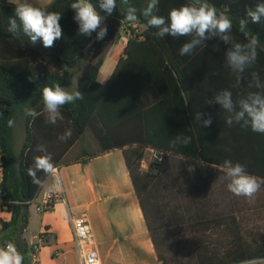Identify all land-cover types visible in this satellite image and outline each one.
Returning a JSON list of instances; mask_svg holds the SVG:
<instances>
[{"label": "trees", "instance_id": "obj_1", "mask_svg": "<svg viewBox=\"0 0 264 264\" xmlns=\"http://www.w3.org/2000/svg\"><path fill=\"white\" fill-rule=\"evenodd\" d=\"M71 2L72 0H53L43 7L48 11L62 13L59 21L62 38L56 40L53 47L45 48L40 40L32 44L22 32L17 36L7 31L8 18L14 14L16 1L0 0V113H3L0 117V152L5 163V176L0 185V209L11 216L8 221L0 220V246L15 242L24 257L23 264H33L29 254L34 246H30L24 239L16 240L13 237L27 230L32 202L37 199L48 178L45 173L38 172L42 184L37 185L28 175V169L34 166V157L42 155L36 151V146L46 147L56 167L69 165L76 160L66 159L67 155L78 145L88 148V130L93 128L103 145V151H86L79 159H91L107 150L123 149L126 166L161 264H244L264 259V243L253 244L244 239L235 202L225 199L226 203L221 209V203L213 201L210 192L208 193L211 181L221 180L227 184L220 178L223 172L219 170L226 158L205 149L197 121L191 113L195 98L193 84H180L182 115L185 108L189 111V120H182L177 124L181 130L172 132V138L181 132L191 135L192 143L189 147L171 150L168 144L158 142L159 138L148 135L142 138L131 132V126L136 125L138 115L147 119L148 114H151V110L145 112V116L144 112H138L136 97L140 87L131 84L122 94L127 99L128 106L121 112V120L116 122L127 128L129 135L121 143L116 142L113 124L109 123L112 115L101 110L109 90V86L98 82L104 55L100 54L91 61L96 33L91 37L78 33L79 26L73 20L74 11L68 7ZM89 2L106 19L117 18L122 26L131 24L124 18L123 9L117 8L108 16L99 9L98 0ZM147 2L148 0H130L138 9V16ZM188 2L190 0H160L158 15L167 19L170 9ZM208 2L215 5L218 13L223 12L232 19L231 34L240 35L246 40L245 35L239 31V20L246 17L247 8H254L256 4L264 3V0ZM137 23L144 26L145 30L129 40L125 51L128 58L131 59L136 52L150 51L158 64L169 62L183 77L189 79L188 57L180 55V48L185 43L184 40L190 38H156L152 34L155 30L146 27L142 16ZM247 30L259 36L258 52L264 63V19L259 24L249 23ZM205 43L206 46L194 51L207 48L211 45V40ZM80 67L83 68V73L75 90L84 94V100L64 105L61 109L63 121L46 123L47 114L43 111L41 100L43 87L57 83L65 87L70 83L74 71ZM176 87V84H172V89ZM186 98L189 100L187 106ZM28 107H33L39 115L35 118L26 117V139L18 155L15 150V126L9 128L7 120L14 119L16 125L18 118ZM190 125L193 126V131L187 133ZM68 128L72 130L71 137L61 141L59 136ZM101 132L106 136L103 137ZM257 135L255 158L250 163L246 158L232 161L245 165L249 174L264 178V134ZM147 145L162 149L163 152L145 171L142 163ZM189 164L195 167L194 173L187 171ZM261 187L264 189V185ZM226 193L231 194L228 189ZM213 232L224 238L219 247L209 241L213 238ZM6 233L10 235L7 236ZM40 237L46 241L45 235ZM186 241L193 243L194 252L191 256L178 251V246Z\"/></svg>", "mask_w": 264, "mask_h": 264}, {"label": "crops", "instance_id": "obj_2", "mask_svg": "<svg viewBox=\"0 0 264 264\" xmlns=\"http://www.w3.org/2000/svg\"><path fill=\"white\" fill-rule=\"evenodd\" d=\"M52 1L48 0L46 5L37 6L46 7ZM144 30L145 27L137 22L122 26L116 38L104 44L100 53L104 55V62L99 71L98 82L109 86L107 99L104 98L101 110L112 115L109 123L113 124L116 142L121 143L129 135L127 128L116 123L121 120L123 109L128 106L127 99L122 94L129 84L140 87L136 97L138 112H144L145 116V112L151 110L147 119L137 116L136 125L131 126V132L142 138L147 135L159 138L158 142L168 145L172 132L181 130L177 124L182 120H189V111L185 108L182 115L180 84H193L195 98L191 113L195 117L201 112L204 118H212V124L207 127H202L201 122L195 119L205 149L226 159L246 158L250 163L255 158L257 133L250 127L243 128L237 123L227 125V113L218 104H207V100L223 89L232 92L234 101L246 96L248 91H256L254 88L249 89L248 83L252 71H256L264 81V63L259 56L261 54L258 52L255 65L245 72L244 79L236 86L235 74L225 65V52L230 45L214 38L207 48L185 55L188 57L187 79L169 62L158 64L150 51L136 52L131 59L128 58L125 51L129 40ZM231 35L236 42H247L240 35ZM78 70L80 75L74 84H70V90L77 88L83 68ZM172 84H176L178 90L177 87L172 89ZM186 87L188 88L187 85ZM188 103L186 98L185 105ZM188 128L193 131L192 125ZM101 134L106 136L105 133ZM80 151L81 154L86 151H103V145L93 128L88 130V148L82 147ZM149 151L155 153L156 158L163 152L162 149L147 145L145 152ZM81 154L72 159L66 157L76 161L59 166L66 200L58 202L49 212H38L37 222L40 224H35L37 230L31 229L34 220L30 211V222L22 239L30 246H37L40 236H46L33 264H81L75 250L71 217L82 214H86L90 221L101 264H161L126 166L123 149L107 150L91 159L80 160ZM47 190L46 181L38 202ZM9 217L11 218L10 215ZM244 264H264V259Z\"/></svg>", "mask_w": 264, "mask_h": 264}, {"label": "clouds", "instance_id": "obj_3", "mask_svg": "<svg viewBox=\"0 0 264 264\" xmlns=\"http://www.w3.org/2000/svg\"><path fill=\"white\" fill-rule=\"evenodd\" d=\"M160 0H148L146 6L138 16V9L130 3V0H98L99 9L111 16L119 8L125 12V19L130 22H138L140 16L146 27L154 29L153 36L163 39L166 36L175 38L189 37L180 48V55H189L196 48L206 46L207 41L218 39L227 47L225 52V65L236 76V86L240 85L244 79L245 72L255 65L258 58V47L260 39L257 34L250 33L249 23L259 24L264 19V3H258L254 8L246 10V17L239 20V31L246 37L245 43L236 42L231 35L233 29L232 19L223 12L217 11L215 5L208 0H190L178 8L169 10L167 19L158 15ZM73 11V20L78 24V33L91 37L96 33V40H103L107 35L105 16L97 11L96 7L89 0H72L68 5ZM62 13L48 11L37 6L33 0H16L14 14L8 18L7 31L13 35L21 32L29 38L32 44L38 40L42 41L45 48L54 46V42L62 38V27L59 21ZM249 89L246 96L238 101L233 100V94L228 89L216 92L207 104H218L227 116L225 123L231 126L233 123L239 124L243 128H251L253 132L264 134V81L256 71L251 72V79L248 83ZM43 111L46 115V123L56 124L63 121L64 116L61 109L66 104H73L76 101L84 100V94L80 90L69 91L60 84L45 86L41 91ZM25 115L37 117L39 113L33 108L25 109ZM3 113H0V117ZM195 119L201 122L202 127L212 124V118H204V114L198 112ZM7 126H15L14 119L7 120ZM191 128L187 129V133ZM72 135L71 128L59 136L61 141H66ZM192 143V136L181 132L170 138L169 148H187ZM36 151L42 153L34 157V166L28 169V175L33 183L41 185L42 181L38 177V172H43L46 176L53 178V183L49 187V192H56L62 189V180L53 163V158L44 145H37ZM223 172L220 178L227 182V189L235 196H242L251 199L264 185V178L249 174L245 165L230 159L224 160L219 166ZM187 171L194 173L195 167L188 165ZM24 257L18 251L15 244L7 242L0 247V264H23Z\"/></svg>", "mask_w": 264, "mask_h": 264}, {"label": "rangeland", "instance_id": "obj_4", "mask_svg": "<svg viewBox=\"0 0 264 264\" xmlns=\"http://www.w3.org/2000/svg\"><path fill=\"white\" fill-rule=\"evenodd\" d=\"M16 1V0H13ZM36 5L44 6L46 5L48 0H34ZM80 75V71L77 69L74 71L73 77L68 85L65 86V88L69 91L71 85L74 84L76 78H78ZM26 115L23 113L17 120L15 125V150L17 154L21 152L23 145L25 143L26 139ZM88 136V135H87ZM88 139V137H87ZM82 144L75 147L69 156L68 159H72L76 156H79L81 154V148ZM90 152V151H89ZM92 152V151H91ZM155 153L152 152H145V158L142 163V169L147 170L149 168V165L152 161L156 160ZM227 185V184H226ZM222 182L221 180L211 181L210 187L208 190V193L210 192V196L213 198V201H219L221 203V209L223 208L225 201L230 200L234 201L236 205V213H237V219L240 222L242 226V232L245 240H248L249 242L253 244L258 243H264V189L261 187L260 190L251 198H246L242 196H235L232 193L227 194V186ZM226 199V200H225ZM32 218L34 220L33 225L31 226V229H38L36 227V223L38 221V211L36 210V207L34 204H32L30 208ZM9 214L4 213L0 209V220H10ZM40 224V223H39ZM1 228V225H0ZM24 234V233H23ZM23 234L20 233L19 236L13 237L16 240H23L22 236ZM5 235L9 236L10 233H6ZM212 243L216 244V247H219L220 241L222 242L224 240L223 236L219 235L217 232L212 233ZM16 246L17 244L13 242ZM215 246V245H213ZM178 251L186 256H191L194 252L193 243L190 241L183 242L181 245L178 246Z\"/></svg>", "mask_w": 264, "mask_h": 264}, {"label": "built area", "instance_id": "obj_5", "mask_svg": "<svg viewBox=\"0 0 264 264\" xmlns=\"http://www.w3.org/2000/svg\"><path fill=\"white\" fill-rule=\"evenodd\" d=\"M57 172L62 180V189L56 192H49V187L53 183V178H47L48 190L44 193L42 199L38 202L37 200L40 198L42 189L40 190L37 199L32 202L35 205L36 210L41 213H46L54 209V206L58 202H63L66 200V193L63 183V178L61 174V168L56 167ZM5 176V163L3 159V155L0 152V185L4 180ZM45 181V182H46ZM44 186V185H43ZM71 225H72V233L75 243V250L79 257L81 264H101L100 253L95 245L92 235V228L90 225V221L86 214H82L76 217H71ZM40 243L37 246H34V250H32L29 256L33 259H36V255L40 250V247L43 243V238L40 237ZM2 244L0 247L5 246ZM16 246V245H15ZM18 249V247L16 246ZM19 251V250H18Z\"/></svg>", "mask_w": 264, "mask_h": 264}, {"label": "water", "instance_id": "obj_6", "mask_svg": "<svg viewBox=\"0 0 264 264\" xmlns=\"http://www.w3.org/2000/svg\"><path fill=\"white\" fill-rule=\"evenodd\" d=\"M105 25L107 26V35L104 37L103 40H96L92 45L93 48V59H95L101 52L104 47V44L112 42L117 34L119 33L120 29L122 28V23L117 18H110L105 21Z\"/></svg>", "mask_w": 264, "mask_h": 264}]
</instances>
